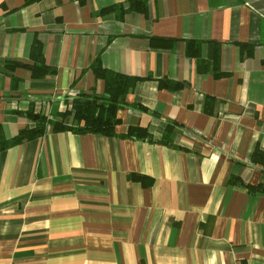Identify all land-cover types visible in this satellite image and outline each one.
Instances as JSON below:
<instances>
[{
  "label": "crops",
  "instance_id": "0c3cea01",
  "mask_svg": "<svg viewBox=\"0 0 264 264\" xmlns=\"http://www.w3.org/2000/svg\"><path fill=\"white\" fill-rule=\"evenodd\" d=\"M79 1L0 0L3 134L31 124L18 114L29 106L69 124L58 113L73 96L103 90L86 70L101 51L107 68L151 77L127 94L116 131L139 124L159 138L174 121V145L47 127L0 152V264H264V193L228 184L264 186L250 162L256 145L264 150V0H147L144 13L126 0ZM113 4L124 12L97 15ZM34 36L54 75L26 68ZM150 36L177 42L153 47ZM188 38L204 41L208 61L220 43L231 75L197 73ZM237 41L252 55L241 60ZM6 59L18 62L14 89ZM160 78L189 84L159 89ZM204 95L220 100L218 116L203 113Z\"/></svg>",
  "mask_w": 264,
  "mask_h": 264
},
{
  "label": "trees",
  "instance_id": "16d2710c",
  "mask_svg": "<svg viewBox=\"0 0 264 264\" xmlns=\"http://www.w3.org/2000/svg\"><path fill=\"white\" fill-rule=\"evenodd\" d=\"M40 0H23L22 6H27ZM85 0H80L83 3ZM127 9L136 12L144 13L147 10V0H126ZM124 12L122 5L113 4L101 8L97 15H105L111 12ZM184 53L188 58H193L196 63L197 73H212L214 79L228 77L231 75L228 71H223L219 66L220 58V43H214L213 58L211 61L206 60L201 53L203 40L188 38L184 39ZM150 45L153 47H173L177 42L175 38L165 37H149ZM239 49L240 59L249 57L253 53L254 45L248 42H234ZM30 64L26 68L30 70L33 78H42L47 75H54L56 73L55 66H49L44 61L43 45L42 42L34 36L30 51H29ZM264 63V61H262ZM18 66L15 59H6L4 68L7 75L11 79V88L17 87L19 79L14 75V71ZM86 70H90L96 79L103 81V90L97 93L94 89L91 92H79L73 96L72 100L67 104L66 108L59 112L58 115L65 119L70 117L69 124L63 120L57 121L46 115L35 112L32 106H29L25 111L18 112L19 115L26 117L31 124L20 129L15 135L6 137L3 134L0 125V152L6 149L21 144L22 142L34 140L39 138L47 127L53 131H71L78 134H93L105 137H115L119 139L131 140H144L151 143L161 145H174L173 136L176 128L179 127L177 122L171 121L165 124L163 132L159 138H155L149 127L139 124L129 125L124 132H117L116 128L120 124L121 119L118 117L117 112L127 105L126 96L130 93L137 82L151 79L150 76L140 77L128 75L117 70L107 68L102 61L101 51L96 54ZM159 89L179 90L187 86L189 83L185 81L170 80L167 78H160L157 80ZM220 100L211 96L204 95L202 111L210 116H218V104ZM179 149H185L182 146H177ZM250 162L253 164H260L264 172V150L258 145L255 146ZM130 179L139 182L144 186H148L151 182H146L145 178L138 175H131ZM229 185H239L244 187L247 191L264 193L263 187H254L243 183L236 177L231 176L228 180Z\"/></svg>",
  "mask_w": 264,
  "mask_h": 264
}]
</instances>
